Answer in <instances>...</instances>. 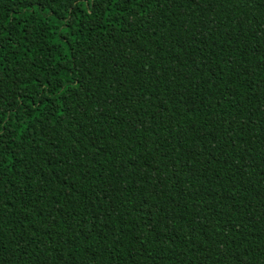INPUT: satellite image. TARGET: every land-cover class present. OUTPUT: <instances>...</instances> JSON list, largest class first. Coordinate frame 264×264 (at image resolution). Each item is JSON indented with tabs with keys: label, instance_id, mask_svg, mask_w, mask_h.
<instances>
[{
	"label": "trees",
	"instance_id": "obj_1",
	"mask_svg": "<svg viewBox=\"0 0 264 264\" xmlns=\"http://www.w3.org/2000/svg\"><path fill=\"white\" fill-rule=\"evenodd\" d=\"M0 264H264V0H0Z\"/></svg>",
	"mask_w": 264,
	"mask_h": 264
}]
</instances>
